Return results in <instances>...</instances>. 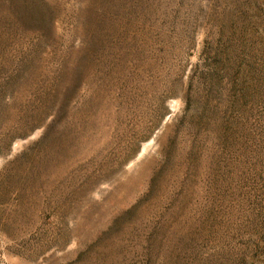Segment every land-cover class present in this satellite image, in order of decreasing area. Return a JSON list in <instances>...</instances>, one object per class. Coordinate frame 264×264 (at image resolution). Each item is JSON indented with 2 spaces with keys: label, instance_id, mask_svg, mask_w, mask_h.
<instances>
[{
  "label": "rangeland",
  "instance_id": "374dc122",
  "mask_svg": "<svg viewBox=\"0 0 264 264\" xmlns=\"http://www.w3.org/2000/svg\"><path fill=\"white\" fill-rule=\"evenodd\" d=\"M264 0H0V264H264Z\"/></svg>",
  "mask_w": 264,
  "mask_h": 264
},
{
  "label": "trees",
  "instance_id": "16d2710c",
  "mask_svg": "<svg viewBox=\"0 0 264 264\" xmlns=\"http://www.w3.org/2000/svg\"><path fill=\"white\" fill-rule=\"evenodd\" d=\"M261 123H262V127H264V118H263V120H262V122H261Z\"/></svg>",
  "mask_w": 264,
  "mask_h": 264
}]
</instances>
